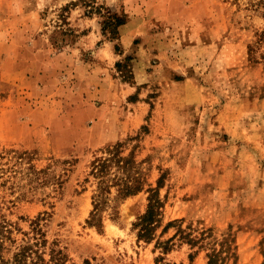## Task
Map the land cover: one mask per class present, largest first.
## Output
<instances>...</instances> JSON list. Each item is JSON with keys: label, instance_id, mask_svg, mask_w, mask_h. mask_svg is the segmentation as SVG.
I'll return each mask as SVG.
<instances>
[{"label": "rangeland", "instance_id": "1", "mask_svg": "<svg viewBox=\"0 0 264 264\" xmlns=\"http://www.w3.org/2000/svg\"><path fill=\"white\" fill-rule=\"evenodd\" d=\"M36 218L65 264H264V0H0V262Z\"/></svg>", "mask_w": 264, "mask_h": 264}, {"label": "trees", "instance_id": "2", "mask_svg": "<svg viewBox=\"0 0 264 264\" xmlns=\"http://www.w3.org/2000/svg\"><path fill=\"white\" fill-rule=\"evenodd\" d=\"M108 22L113 24L116 29L118 25L124 23V19L118 15H111ZM93 170L95 174H98L103 169ZM141 189L142 184L139 180L129 182V180L125 179L122 180L121 186L117 188V191L122 197H126L138 192ZM106 192H110L108 185L102 186L99 193L95 194L96 196L94 195V212L91 215V224L96 225V223L100 220L97 209L106 202ZM160 207L161 204L157 195L153 194L150 196L145 213L139 217V220L136 223V225L140 227V237L148 238L152 234L153 224L157 220V215L160 213ZM31 225L33 233L31 238L33 241H26V243L20 245L18 251L15 252L13 257L14 264H65L67 254L56 246L57 243H53L54 246L50 248V257L48 259L44 256L43 252L39 251L41 247H45L47 245L48 240L38 218L32 220ZM0 264H6V262L1 261Z\"/></svg>", "mask_w": 264, "mask_h": 264}]
</instances>
